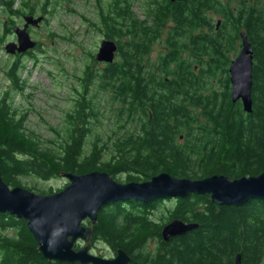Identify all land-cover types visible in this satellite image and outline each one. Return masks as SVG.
I'll return each instance as SVG.
<instances>
[{
    "label": "trees",
    "instance_id": "obj_1",
    "mask_svg": "<svg viewBox=\"0 0 264 264\" xmlns=\"http://www.w3.org/2000/svg\"><path fill=\"white\" fill-rule=\"evenodd\" d=\"M44 1L43 11L49 3ZM171 1L147 3L142 18L133 13L129 0L96 5L99 27L92 26L115 41L116 58L99 67L88 52L65 128L62 133L53 129L51 139L27 130L26 113L13 106L12 92L25 85L20 78L25 66L20 54L12 60L4 73L10 86L0 92V177L9 187L26 186L24 180H29L33 185L28 189L50 195L51 188L36 183L62 178L63 173L104 172L122 183H144L160 173L177 179L222 175L234 180L264 171L263 13L232 25H240L255 46L248 114L240 101H231L220 40L201 37L190 47L182 44L179 36L203 17L193 14V20L184 12L192 0ZM37 2L0 0V15L6 18L0 21V42L13 29L14 19L34 16ZM169 22L176 26L164 46L158 45ZM156 45L159 52L152 58ZM194 61L204 66L198 75L192 70ZM93 86L95 92L88 96ZM98 92L107 96V107L98 102ZM102 126L108 132L102 134ZM167 199L175 201L173 207L156 219ZM173 219L198 227L165 242L161 229ZM26 227L25 221L0 214V264H65L45 260ZM90 238L92 249L102 243L112 253L125 251L129 264H235L237 255L240 264H264V200L221 206L208 195L190 194L145 204L116 202L98 211Z\"/></svg>",
    "mask_w": 264,
    "mask_h": 264
},
{
    "label": "water",
    "instance_id": "obj_2",
    "mask_svg": "<svg viewBox=\"0 0 264 264\" xmlns=\"http://www.w3.org/2000/svg\"><path fill=\"white\" fill-rule=\"evenodd\" d=\"M42 20V16H24L23 26H14L12 29L16 41L7 43L3 47L4 51L10 55H23L34 50L37 42L30 38L27 29L29 26L37 27ZM242 38V49L230 63L228 78L232 103L240 101L243 112L249 114L252 112L253 59L250 44L246 38ZM116 52L117 45L113 41L103 40L93 57L98 63L111 64ZM60 175L67 180V185L50 195L9 187L0 177V214L7 213L25 221L26 228L37 244L38 253L45 260L56 263L129 264L130 257L123 250H118L113 258L89 251L98 211L116 202L132 200L145 204L159 198L185 197L190 194L208 195L221 206H237L251 199L264 200V171L257 177L234 180L222 175L202 180L177 179L167 173H160L144 183H118L104 172ZM197 227V224L173 219L162 227L160 235L167 242ZM79 242L81 246H78ZM235 258V264H240L239 255Z\"/></svg>",
    "mask_w": 264,
    "mask_h": 264
},
{
    "label": "rangeland",
    "instance_id": "obj_3",
    "mask_svg": "<svg viewBox=\"0 0 264 264\" xmlns=\"http://www.w3.org/2000/svg\"><path fill=\"white\" fill-rule=\"evenodd\" d=\"M37 1L39 7L36 8L34 17L42 16L43 20L37 27L29 26L31 28L27 29V34L37 42V45L34 50L20 55L19 61L25 66L20 78L25 81V85L21 92H12L11 100L14 107L26 113L24 125L27 130L35 132L42 139H51L53 129L60 131L63 128L65 114L81 89L76 77L80 76L88 52L93 56L98 51L102 34L95 31L96 27H99L96 5L101 2L103 5L109 0H49L45 11L40 9L44 0ZM129 1L136 17L142 18L143 8L140 4L142 0ZM33 2L35 3V0ZM5 19L0 15V21ZM14 20L13 27H20L21 17ZM92 23L97 24L96 27H93ZM12 34L11 30L0 42V92L9 88L10 82L4 73L12 60L18 57L17 54H7L3 48L7 43L16 41ZM158 47L150 54L152 58L158 54ZM98 66L103 67V64L98 63ZM211 84L218 87L217 81ZM94 87L89 88L88 96L94 94ZM97 98L105 107L109 105L104 93L97 95ZM101 130L102 134L108 132L107 126H102ZM24 181L27 185L22 184L21 188L36 194L28 189L33 182ZM36 185L49 187L55 193L67 185V180L56 178L46 182L39 181ZM174 203L173 199L164 201L154 217L158 219L167 214V210L171 209ZM89 251L105 258L112 256V251L102 243H97L93 249L91 245Z\"/></svg>",
    "mask_w": 264,
    "mask_h": 264
},
{
    "label": "flooded vegetation",
    "instance_id": "obj_4",
    "mask_svg": "<svg viewBox=\"0 0 264 264\" xmlns=\"http://www.w3.org/2000/svg\"><path fill=\"white\" fill-rule=\"evenodd\" d=\"M152 1L153 0H142L141 1L140 4L142 5L143 12H144L145 5L147 3L149 4V2L151 3ZM159 1H162V0H159ZM184 1L186 0L175 1V2L171 1V3H183ZM101 4L102 2L99 5ZM184 12L187 13V15H189L190 17L192 16L191 18L193 20L195 19L193 14L202 16L203 20L199 23L195 22L196 24L194 23V21L193 22L191 21L189 26L186 27L187 28L186 32H183L179 36V39H180L179 41H181L182 44L186 42V44H188L190 47V45L193 42L192 40L200 39L201 37L203 39L220 40V42L222 43V44L220 43L221 50L222 52H224L225 56L227 57V58L225 57L226 62H228L226 71H227V76H229L228 69L230 67V63H232L233 60L240 53L242 49V43H243L242 37H244L246 38L247 42L250 44V48H251L250 51H252V59H253L252 64L253 66L255 65V62H257V58L255 56V51H254L255 46L253 45L252 40L248 38L249 36L247 32L244 29H242L240 25H237L239 29L241 28L240 30L236 29L238 28L237 26L234 27L232 25H233V22L239 23L240 21H243L244 18L246 16L248 17L250 14L257 16L260 13H263L262 19H263V25H264V0H192L190 3L187 4ZM22 20H23V16L21 17V21H20L21 24L19 25L20 27H22L24 24ZM174 26L176 25H174L173 22L167 23L166 27H164V31L161 35L160 41L157 42L158 45H160L161 42L166 40L168 31L171 30V28H173ZM237 31L238 33L236 34ZM260 38H262L264 41V31H262V36ZM15 40H16V37H15ZM103 40H110V39L102 35L100 43ZM114 42L115 41H113V43ZM164 44L165 42H163V46ZM208 59L209 57L205 56L206 62L209 61ZM191 66H192V70H194V73L197 75L199 74L200 68H204V66L200 65L199 63L195 61L193 62ZM215 76L216 77L221 76V73L217 72ZM115 254L116 252L112 253V256L110 258H113Z\"/></svg>",
    "mask_w": 264,
    "mask_h": 264
},
{
    "label": "crops",
    "instance_id": "obj_5",
    "mask_svg": "<svg viewBox=\"0 0 264 264\" xmlns=\"http://www.w3.org/2000/svg\"><path fill=\"white\" fill-rule=\"evenodd\" d=\"M99 48V47H98ZM116 58V57H115ZM115 60V59H114Z\"/></svg>",
    "mask_w": 264,
    "mask_h": 264
}]
</instances>
